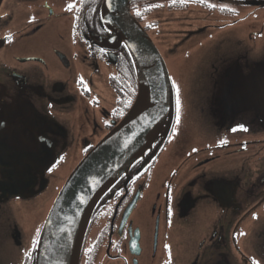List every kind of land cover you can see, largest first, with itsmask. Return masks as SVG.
<instances>
[{
    "label": "flooded vegetation",
    "instance_id": "1",
    "mask_svg": "<svg viewBox=\"0 0 264 264\" xmlns=\"http://www.w3.org/2000/svg\"><path fill=\"white\" fill-rule=\"evenodd\" d=\"M102 4L0 0V264L11 253L36 264L59 191L137 95L133 55ZM245 7L263 27L264 0L130 4L171 74L201 70L226 36L212 30ZM255 42L249 77L226 68L227 81L197 94L172 79L160 130L93 210L80 264H264V38Z\"/></svg>",
    "mask_w": 264,
    "mask_h": 264
},
{
    "label": "water",
    "instance_id": "2",
    "mask_svg": "<svg viewBox=\"0 0 264 264\" xmlns=\"http://www.w3.org/2000/svg\"><path fill=\"white\" fill-rule=\"evenodd\" d=\"M130 4L131 0H103L102 8L115 34L131 50L138 75L137 95L126 115L83 156L59 191L43 227L36 264H80L94 208L151 143L167 115L170 71Z\"/></svg>",
    "mask_w": 264,
    "mask_h": 264
},
{
    "label": "rangeland",
    "instance_id": "3",
    "mask_svg": "<svg viewBox=\"0 0 264 264\" xmlns=\"http://www.w3.org/2000/svg\"><path fill=\"white\" fill-rule=\"evenodd\" d=\"M206 7V5L202 4L200 5V8L197 6V9H203V13H207ZM249 9V7H245L238 15H230L229 19L231 20L241 15L245 16L243 19H236L235 21L237 22L232 24L227 30L222 32L212 30V33H225L226 36H224L225 39L222 43L214 46L209 53L203 55L201 70H191L185 73H170L171 80L173 79V82L179 85L181 83H186L187 86L198 87L199 89L196 91L197 94L200 89L204 90L211 87L212 83L215 81H227L229 77L226 74L221 73V71H224L226 68L236 69V67H238L243 78L251 73L255 59L254 57L258 50L255 41H260L264 38L263 35L254 32L260 31L261 28L264 29V26L261 27V23L257 20V15L255 16L253 13H249ZM204 16L206 17V14H204ZM222 18L227 19L228 17L224 15ZM236 40H238V42ZM221 52H223V56ZM218 56L220 57L218 58ZM210 62L218 63V66L220 67L218 73H209V71L215 67ZM247 77H249V75ZM202 97L208 98L210 96L202 95ZM2 264H19V261H17L13 253H11L8 258L3 260Z\"/></svg>",
    "mask_w": 264,
    "mask_h": 264
},
{
    "label": "snow or ice",
    "instance_id": "4",
    "mask_svg": "<svg viewBox=\"0 0 264 264\" xmlns=\"http://www.w3.org/2000/svg\"><path fill=\"white\" fill-rule=\"evenodd\" d=\"M73 7H74V5H72V4L68 5L69 10ZM129 103H131V102H129ZM180 107H181V105H180V99H179V88L177 87V99H176V121H177V124H179V122H180ZM173 131H175V129ZM40 140H41V146H43L44 138L40 137ZM193 151H195V149H193ZM79 199L81 200V202H84V197L81 196V197H79ZM166 247H168V246H166Z\"/></svg>",
    "mask_w": 264,
    "mask_h": 264
}]
</instances>
